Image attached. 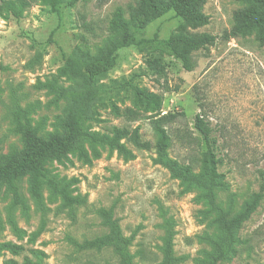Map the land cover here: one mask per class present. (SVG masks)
Here are the masks:
<instances>
[{"label":"rangeland","instance_id":"1","mask_svg":"<svg viewBox=\"0 0 264 264\" xmlns=\"http://www.w3.org/2000/svg\"><path fill=\"white\" fill-rule=\"evenodd\" d=\"M70 1L64 0L53 11L41 0H32L21 19L0 16L2 154L12 147H23L12 122L14 100L28 109L31 124L39 126V136L48 138L63 131L61 124L69 102L56 98L40 83L55 77L64 88L78 87L79 78L60 72L64 57L70 53L93 57L105 50L119 38V33L109 27L112 15L122 9L128 18L126 7L134 3ZM248 6L249 0H205L202 12L208 21L201 26L184 21L172 11L150 20L143 28L129 24L136 40L154 41L119 50L116 66L97 79L102 87H116L92 103L85 121L90 131L100 133H110L115 126L137 127L142 139L154 144L157 137L150 122L151 111L136 97L134 88L162 94L161 110L177 113L176 120L167 126L168 156L180 164H190L207 177L205 142L194 126V116L203 110V118L217 138L215 151L222 158L217 171L223 177L215 189L216 200L230 215L240 212L264 184V46L257 38L264 37V27L229 39L222 36L235 24V12ZM181 32L217 36L214 45L191 53V71L155 42ZM148 57L164 63L166 80L142 75ZM129 109L138 111V118L129 117ZM121 142L129 154L103 146L90 162L77 154L68 155L62 162H48L47 167L58 178L77 180L70 189L84 202L72 209L64 207L61 199L44 187L46 210L42 214L30 198L27 176L23 177L21 187L28 210L15 208L11 217L24 231L22 238L10 224L11 196L0 191V243L10 241L24 247L16 255L0 249V264L118 263L119 255L111 246L80 249L71 241L108 234L100 210L111 206L122 234L132 237L129 250L136 264H159L169 233L175 264H206V254L212 251L209 239H216L220 231L203 190L172 176L157 161L153 148L137 147L126 138ZM236 236L240 243L222 264H264V199Z\"/></svg>","mask_w":264,"mask_h":264},{"label":"trees","instance_id":"2","mask_svg":"<svg viewBox=\"0 0 264 264\" xmlns=\"http://www.w3.org/2000/svg\"><path fill=\"white\" fill-rule=\"evenodd\" d=\"M41 1L53 11H57L58 6L64 2V0ZM75 1L77 0H71L70 3ZM249 1L251 6L235 12V24L230 30L224 31L222 34L224 38L229 39L246 34L258 26L264 27V0ZM31 3L32 0H0V16L6 14L19 20L22 18L24 9L29 7ZM204 3L205 0H134L133 4H128L126 7L128 18L124 17L125 11L118 9L109 20L110 29L116 30L119 33V38L115 39L105 50L93 57H83L76 53L65 56L64 65L60 72L79 78L81 81L79 86L64 88L57 84L55 77L40 83L41 87L53 92L56 98H65L69 102L66 118L61 124L63 130L61 133L55 132L50 134L48 138L39 136V126L31 124L28 109L22 108L17 100H14L11 111L12 122L15 131L20 135L23 147L21 150L12 147L7 154L0 152V191L2 190L11 196L10 224L18 238L23 237L24 231L17 226L11 217L15 208L19 207L23 212L28 210L27 199L21 187L23 177L27 176L30 198L42 214L46 210L42 195L44 187L49 189L52 196L59 197L64 207L72 209L75 205L84 202L83 197L73 195L70 189V184L77 180L72 178L66 182L63 178H58L47 167L48 162H62L70 154H77L84 162H90L91 157L99 155V149L103 146L127 155L129 150L121 142L122 139L126 138L137 147L153 148L157 155V161L165 166L172 176L203 190L208 205L215 213V220L220 231L216 239H209L212 251L206 254L205 263L222 264L235 253V246L240 243L236 231L264 199V184L260 185L259 191L250 197L244 208L234 215H230L228 210L223 209L218 204L215 189L220 185L219 180L223 177V174L217 171L219 164L222 163V158L215 151L217 138L205 122L203 110L194 116V126L201 133L205 142L207 177L200 172H195L190 164H180L168 156L167 148L170 146V135L167 126L176 120L177 113L161 110L162 94L134 88L136 97L144 101L151 111L150 122L157 137L154 144L142 139L137 127L129 129L115 126L110 133H100L90 131L85 125L86 119L90 116L92 103L116 87H102L97 84V79L116 66L119 50L139 43L154 41V39L136 40L129 30V24L143 28L150 20L172 11L175 16L184 21L194 26H201L208 21L207 16L202 12ZM257 38L259 43L264 46V37L258 36ZM216 39L217 36L210 33L181 32L164 39H155V42L160 44L162 50L170 56L179 59L186 71H191V53L207 49L215 44ZM145 64L146 69L142 72L143 76H154L157 81L166 80V67L159 58L148 57ZM127 114L136 119L139 112L129 109ZM113 213V206L100 210L103 223L109 227L108 234L82 242L71 241L80 249H100L111 246L120 258L118 263L113 264H136L134 255L129 250L132 237L122 234L120 225ZM0 249L16 255L23 251L24 247L6 241L0 243ZM34 254L42 255V252H34ZM176 261L177 258L173 254L172 238L169 233L163 247V258L159 264H175Z\"/></svg>","mask_w":264,"mask_h":264}]
</instances>
